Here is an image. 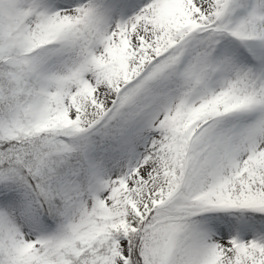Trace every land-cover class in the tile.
<instances>
[{"label": "snow or ice", "instance_id": "6c2138e0", "mask_svg": "<svg viewBox=\"0 0 264 264\" xmlns=\"http://www.w3.org/2000/svg\"><path fill=\"white\" fill-rule=\"evenodd\" d=\"M0 264H264V0H0Z\"/></svg>", "mask_w": 264, "mask_h": 264}]
</instances>
